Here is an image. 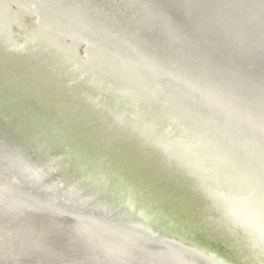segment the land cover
<instances>
[{
	"label": "bare ground",
	"instance_id": "bare-ground-1",
	"mask_svg": "<svg viewBox=\"0 0 264 264\" xmlns=\"http://www.w3.org/2000/svg\"><path fill=\"white\" fill-rule=\"evenodd\" d=\"M65 2L55 4L68 9ZM164 2L163 10L151 0H100L110 12L100 7L105 20L122 16V23L110 21L106 32L101 18L96 21L100 26L80 24L61 18L40 0H0V48L6 41L20 50L40 49L84 74L119 84L129 95L139 93L154 112L146 108V113L167 130L173 127L190 135L197 147L216 151L213 160L225 162L239 189L209 179L210 161L199 164L190 152L191 161L203 169L198 172L207 186L243 209L264 234V79L220 60L222 54L205 38L214 43L217 31L248 61L255 55L264 59V0ZM86 17L94 21L92 14ZM143 47L151 51L142 52ZM5 83L15 102L24 98L22 87H13L7 75ZM102 93L145 122L137 100L123 92V97ZM12 106L13 100L0 95V111L9 112L3 119L22 130L37 158L10 148L0 152V264H74L65 255L79 247L84 248L83 264H149L150 258L154 264H231L188 236L172 234L159 198L146 194L142 185L122 181V170L114 163L103 165L98 153L78 142V134L29 107L43 119L15 117ZM74 228L82 236L67 238ZM57 255L63 257L55 261Z\"/></svg>",
	"mask_w": 264,
	"mask_h": 264
},
{
	"label": "water",
	"instance_id": "water-1",
	"mask_svg": "<svg viewBox=\"0 0 264 264\" xmlns=\"http://www.w3.org/2000/svg\"><path fill=\"white\" fill-rule=\"evenodd\" d=\"M86 1L88 3L83 0H68V10L59 9L58 4H55L62 0H55V3L52 0H40L66 21L83 24L93 23L97 18H101L106 32H109L111 22H115V26L122 23V16L115 21L111 17H109L111 20H105V13H108V10L103 7L100 0ZM151 1L156 6L160 4L163 10L167 8V2L164 0H160L164 2L162 4L159 0ZM53 4L57 6L52 7ZM155 5H152V8H155ZM96 7H99L97 10L100 12L93 11ZM100 7L104 9V16H101ZM161 12L164 14V11ZM67 14H70L69 16L74 20H69ZM88 14H92L94 21H87ZM107 15L109 16L110 12ZM160 20L165 22L163 19ZM214 34L216 37L214 43L209 36L205 38L214 50L222 54L223 58L220 57V60L223 62L228 60L233 65H239V69L244 73H254L253 78L264 79L262 56L255 55L248 61V56H242L238 48L230 47L218 36L217 31ZM108 37L110 39L112 36L108 35ZM4 43L5 46L0 48V95L4 101L13 100L11 111L14 112L15 117L31 114L39 118L26 109L29 107L41 117L45 114L49 115L51 120L55 119L56 123L73 131V135L78 134V142L98 153L100 157L98 160L103 165L111 166V163H114L118 166L117 169L122 170V173L120 171L122 181L133 183L141 189L144 187L146 194L150 193L153 198L155 196L159 198L160 209L162 208L165 216L162 219L173 229L172 234L177 235L176 237L188 236L192 241L208 247L231 264H264V234L260 227L255 226L254 220L249 218L243 209L232 204L227 196L207 186L206 180L199 174L203 169L199 170L191 161L190 152L195 154L193 159L199 164L202 160L210 161L211 167L207 170L209 179L226 182V186L239 189L238 178L230 173L231 170L227 169L225 162L220 160L222 162L216 163L213 160L217 156L215 150L210 148L203 150V145L197 147L198 143L190 135L185 136L173 127L167 130L166 125L161 124L159 119L146 113V108L150 113L154 112L143 100L138 99L139 93L129 95L119 84L114 85L102 77L84 74L71 63L69 65L64 60L54 59L40 49L32 51L26 46V49L20 50L12 43L6 41ZM229 50L233 58L228 53ZM144 51L151 50L143 47L142 52ZM31 72L33 75L46 74L45 80L38 79L41 83L37 84V91L43 95L47 92L48 96H45L49 100H56L58 105L52 104L57 109L44 103L39 96L34 97L28 87L21 85L24 98L20 99L21 101H14L11 87L5 83L6 75L7 80H10L15 87V81L32 76ZM110 91L119 96H122L119 92H123L128 98L137 100L143 112L140 109L138 111L146 115H144L145 122L137 118L133 110L123 109L111 102L108 97H104L105 94L102 92L109 94ZM5 112H8L5 108L0 111V152H7L10 148L26 154L30 159L37 158L32 153L34 148L28 145L25 136L21 135L22 130L18 131L14 122L5 117V120L3 119ZM153 123L155 125L152 127ZM157 140H161L162 143L157 144ZM205 142L210 143L208 139ZM156 158L160 159V163ZM158 170H160V181L153 175L147 174L149 171ZM241 194L245 195V193Z\"/></svg>",
	"mask_w": 264,
	"mask_h": 264
},
{
	"label": "rangeland",
	"instance_id": "rangeland-1",
	"mask_svg": "<svg viewBox=\"0 0 264 264\" xmlns=\"http://www.w3.org/2000/svg\"><path fill=\"white\" fill-rule=\"evenodd\" d=\"M31 75L33 76H29V77H23V78H21V79H19V81H15V84L19 87V88H21V86H25L26 88L28 87L29 88V90H30V92H32L33 93V96L35 97V95H37V96H39L40 98H41V100L44 102V103H46V104H48V105H50V106H53L54 107V109H57V108H55V106L52 104V103H54V104H56V105H58L57 104V102H56V100H53V99H50V100H52V101H50L49 100V98H47L46 96H48L47 95V92L45 93V95H43L42 93H40V92H38L37 90H38V86H37V84H40L41 82H40V80H38V79H44L45 80V76H46V74L45 75H33V73L31 72ZM34 76H36V77H34ZM21 80H22V82H21ZM21 85V86H20ZM23 88V87H22ZM28 94V93H27ZM29 95V94H28ZM29 96H31V95H29ZM33 97V98H34ZM35 100H36V98H34ZM38 102V101H37ZM39 103V102H38ZM60 106V105H59ZM156 160L160 163V159H158V158H156ZM156 172V173H155ZM155 172H150L149 171V173L147 172V174L148 175H153L154 174V177H156L159 181H160V170L159 171H155ZM157 174H158V176H157ZM22 222V221H21ZM24 222V221H23ZM21 225H23L22 223L19 225V226H21ZM70 233H71V236H68L67 238H72L74 235H75V237H77L78 238V236L77 235H81L82 233L81 232H79V231H77V229L76 228H74L73 229V231L72 230H70L69 231ZM73 233H74V235H73ZM82 236V235H81ZM71 243H73L72 242V240H71ZM119 248H121V247H119ZM82 251L84 252V248H81V247H79L78 249H76V251L74 252V253H70V254H67V255H65V257H68V259H72L73 258V260H74V264H83V262H84V259H85V256L84 255H82L81 253H82ZM68 252V250L66 251V253ZM65 253V254H66ZM60 257H63V256H56L55 257V261H57L58 259H60ZM149 264H154L153 263V261H152V259L150 258L149 259ZM37 264H50V262L48 263V262H37ZM51 264H54L53 262H51ZM156 264H160V261L158 262V263H156Z\"/></svg>",
	"mask_w": 264,
	"mask_h": 264
}]
</instances>
